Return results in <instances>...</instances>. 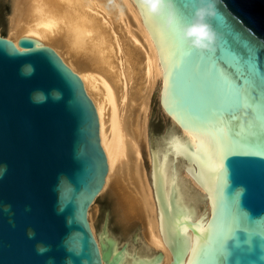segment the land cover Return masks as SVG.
Segmentation results:
<instances>
[{
	"label": "water",
	"instance_id": "1",
	"mask_svg": "<svg viewBox=\"0 0 264 264\" xmlns=\"http://www.w3.org/2000/svg\"><path fill=\"white\" fill-rule=\"evenodd\" d=\"M176 2L175 29L143 19L164 69L162 104L211 202L186 264H264V0H223L214 51L181 40L194 0ZM18 45L0 36V264L107 263L87 218L108 169L97 111L53 48ZM26 66L34 73L22 75ZM191 108L208 116L199 131Z\"/></svg>",
	"mask_w": 264,
	"mask_h": 264
},
{
	"label": "bare ground",
	"instance_id": "2",
	"mask_svg": "<svg viewBox=\"0 0 264 264\" xmlns=\"http://www.w3.org/2000/svg\"><path fill=\"white\" fill-rule=\"evenodd\" d=\"M7 2L0 36L20 49L21 37L53 48L97 111L108 169L87 218L101 256H109L102 264H186L211 202L187 170L185 130L162 104L163 65L136 1ZM155 95L169 126L152 141ZM100 199L110 203L120 237L107 223L97 226Z\"/></svg>",
	"mask_w": 264,
	"mask_h": 264
},
{
	"label": "clouds",
	"instance_id": "3",
	"mask_svg": "<svg viewBox=\"0 0 264 264\" xmlns=\"http://www.w3.org/2000/svg\"><path fill=\"white\" fill-rule=\"evenodd\" d=\"M223 0H194V10L191 21L179 24V36L188 45L200 51H214L220 40L213 21L220 14ZM137 8L142 17H159L165 29L173 30L178 25V8L176 0H136ZM123 10L121 9V14ZM34 67L21 69L22 75H31ZM34 95H44L36 93ZM53 99L59 94L52 93ZM240 191H243L241 188Z\"/></svg>",
	"mask_w": 264,
	"mask_h": 264
},
{
	"label": "rangeland",
	"instance_id": "4",
	"mask_svg": "<svg viewBox=\"0 0 264 264\" xmlns=\"http://www.w3.org/2000/svg\"><path fill=\"white\" fill-rule=\"evenodd\" d=\"M9 4L7 0H0V20L5 21V16H7ZM3 21V22H4ZM0 21L1 23V31L4 32V24ZM156 97V98H155ZM168 122H166L164 116L162 115L161 111L158 108V102H157V96L155 95L153 97V102H152V113L150 116V138L151 140H155L162 135L165 134L166 129L168 128ZM98 206H99V213H98V220H97V226L100 224L104 223L108 225L110 230H112L117 237H120V232L114 222V218L112 215V210H111V205L107 200L100 199L97 201Z\"/></svg>",
	"mask_w": 264,
	"mask_h": 264
},
{
	"label": "snow or ice",
	"instance_id": "5",
	"mask_svg": "<svg viewBox=\"0 0 264 264\" xmlns=\"http://www.w3.org/2000/svg\"><path fill=\"white\" fill-rule=\"evenodd\" d=\"M162 51H163V49H162ZM232 103H233V106H235L238 103V100H234ZM189 112H190V115L196 117V119H194L192 121V123H193V131H199V128L197 127V125L200 124L203 121H206L208 119V116L205 113H202L200 111L195 110L194 108H191L189 110ZM102 186L103 185H101V187ZM220 244L222 245V241L220 242Z\"/></svg>",
	"mask_w": 264,
	"mask_h": 264
}]
</instances>
